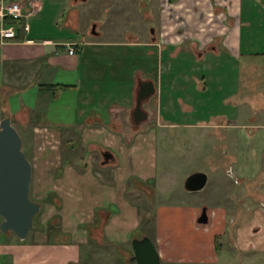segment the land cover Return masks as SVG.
Segmentation results:
<instances>
[{"label":"crops","instance_id":"obj_1","mask_svg":"<svg viewBox=\"0 0 264 264\" xmlns=\"http://www.w3.org/2000/svg\"><path fill=\"white\" fill-rule=\"evenodd\" d=\"M19 1L29 13V29L25 32L18 28L15 40L0 44V66L4 79L7 77L3 81L4 88L10 89L6 104L8 111L20 117L21 125L32 117L34 133L43 131L46 137L51 134L65 141L64 159L56 168L62 186L59 198L54 195L47 201L51 191L41 193V188L47 187V167H52L47 166V144L43 149L32 151L30 193L33 190L36 196L32 200L59 208V216L54 215L48 220L53 232L57 229V221L67 228L61 229V235L49 236L41 222H37L38 227L23 240L12 231L4 233L0 230V264H75L74 260L79 256L84 257L81 245L87 239L98 242L104 236L108 243L116 246L128 240L131 242L133 235L142 232L141 225L150 215H141L137 206L125 199L123 192L129 186H139L138 182L147 183L154 178L155 131L150 124L165 126L162 114L172 112L176 115L179 107L189 114L195 105L211 106L215 91L210 84L216 82V75L220 76L221 82L228 81L236 71L238 76L245 72L249 74V71L264 74V68L245 72L237 65L231 71L225 68L228 63L237 64L240 59L264 58V18L258 20L255 17V13L264 14V0H190L183 8L180 7L181 0H168L173 5L170 11L175 32L172 39L167 40L168 46L160 44L159 36L167 7L163 0H149V3L146 0ZM252 2L257 7L260 5L259 9L253 8ZM181 20L185 22L183 26ZM212 20L216 22L212 24ZM149 22L156 23L157 28L152 33L148 31ZM181 26H193L194 29L190 36L179 40L176 30ZM183 41H191L198 54L191 48L184 49ZM213 42L217 45L207 48ZM67 44H76L73 54H69ZM149 46H158L161 50H148ZM166 51L170 52L172 62L164 61L165 57L169 59L164 54ZM214 53L223 57L222 68L213 66ZM183 60L194 62V65L200 61L208 63L202 69L204 74L200 78L201 85L196 87L197 92L191 89L193 80L188 76L196 71V67L186 66ZM151 63L154 66L151 67ZM147 81L153 83L154 92L141 101L146 118L135 123L133 111L137 92L140 83ZM47 85L56 88L48 89ZM164 85L177 98L170 96L163 101L159 93ZM238 92L237 84L232 91L224 90L219 98L227 102ZM199 93L203 94L201 98ZM176 99L181 102L184 99L188 104L181 106ZM209 114L212 117L211 111ZM226 114L220 126L226 131V143L230 138H236L237 158L224 171L227 176L235 174L239 180L249 179L264 167V110L254 112L249 124L241 121L238 107L230 108ZM130 122L135 123L129 125L130 129L123 125ZM203 122L202 126L215 127L212 121ZM173 125L178 126L177 123ZM133 137L139 139L138 149L128 151L119 146L124 144V139ZM79 138L83 139V148L76 151ZM104 139L115 143V150L110 152L116 162L103 163L102 160L93 165L90 155L105 150L102 147ZM229 153L227 148L223 150L224 155ZM202 207L207 208L206 224L197 222ZM161 215L165 219L160 226ZM183 217L188 233L206 242L209 249L213 242L215 244V236L226 237L227 210L223 204L209 205L200 201L184 208L159 205L154 215L157 229L147 235L155 244L161 262L170 258L165 255L157 235L158 225L166 230L171 221L170 227L179 229ZM231 217L237 220L239 214ZM258 225L260 227H252L249 241L246 237L251 228H236L240 246H234L237 251L264 250V217ZM213 246L222 250L220 245L218 249ZM203 260L201 257L194 259L196 262ZM212 260L218 263L221 254L215 253Z\"/></svg>","mask_w":264,"mask_h":264},{"label":"rangeland","instance_id":"obj_2","mask_svg":"<svg viewBox=\"0 0 264 264\" xmlns=\"http://www.w3.org/2000/svg\"><path fill=\"white\" fill-rule=\"evenodd\" d=\"M163 1L167 7H165L164 11V27L159 36L161 38L160 44L168 46L166 45L168 44L167 40H171L174 35L173 33H175L170 11L173 5L168 0ZM146 2L149 3V0H146ZM188 2H190V0H181L180 7H186ZM254 4L257 5L254 2L251 3L253 8L255 7V9H259L260 5L257 7ZM143 10V6H141L142 13ZM188 10L189 9L186 10L185 14L188 13ZM220 10L221 9L218 11ZM218 11L215 12L216 15L219 13ZM221 12L225 11L221 10ZM255 17L260 20L264 18V14H260L259 12L258 14L255 13ZM215 22L216 21L213 22L212 20L211 23L213 24ZM184 23L183 21L180 22L181 25ZM262 24H264V22ZM182 26L177 27L178 29L176 30V34L178 35L176 37L179 38V40L190 36L193 32L192 29H194L193 26ZM156 28V23L153 22L151 24V22H149L148 31L150 33L156 30ZM181 44L184 49L191 48L196 54H198V51L195 49V46L191 41H183ZM216 45L217 43L213 42L207 48H213ZM218 47L220 46L218 45ZM147 49H153L156 51L161 50L158 46L153 48H150L149 46ZM169 53L170 52L167 53V51L164 52V54H167L165 56L169 57V59H166V57L164 58L165 62H172L173 60L172 57L169 56ZM214 54L215 57L212 59L213 66L217 69L222 68L224 63L223 57H221L219 53ZM148 61L152 60L149 59ZM182 62L186 66L190 64L191 66H194L193 68L196 67V71L188 74V76L193 80V86L191 89H194V91L197 92L198 89H196V87L197 85H201V75L204 74L202 69L208 63L205 64V61H200L194 65V62L191 63L189 60H183ZM236 65L241 68V72H245L247 69H260L264 68V58L253 61L240 59L237 64L228 63L225 68L231 71L237 68ZM150 66H154L153 63H151ZM236 72H234V75L229 76L228 81L220 82L218 80L220 76L216 75L215 85L210 84L215 91V95L210 104L211 106L204 107L202 105L203 103L201 106L195 105L194 111L189 114L183 113L185 110H183L182 107H179L176 115L172 114V112L162 114L165 126L150 124L155 131L154 178L147 183L138 182L139 186L138 184L133 187L129 186L130 188H126L123 192L125 199L137 206L141 215H150L146 218L148 220L146 221V219H144L141 225V231L143 232L141 233H146V235H149L152 231L154 233L157 229L154 215L156 214V209L159 205L167 207L180 206L181 208H184L187 206H195L198 202L203 201L209 205L223 204L225 206V209L227 210V217L225 218L226 237L220 238L219 236L220 239L218 238L222 250L214 249V242L212 248L209 249L206 242H201V239L191 236L188 233L189 230L187 229L188 226L185 217L181 218L178 227L179 229L170 227V224H173L171 221H169L168 229L165 230L161 228L160 226L165 219L164 216L161 215L159 217L160 226L158 225L157 235L162 241L165 255L170 258V260H167L168 262L163 261L162 264H264V250L262 252H259L256 249L237 251V248H235L240 247L237 242L239 236H236V228H251L248 231L249 236L246 237L249 241L252 234V227H260L258 221L264 217V167H262L263 169L257 175L249 179L239 180L237 177L235 178V174L227 176L224 170L226 167L236 162L237 158L235 155L236 138H230L226 143V140L224 139V136L226 137V131L220 126V124H222L221 119L227 115L226 112L230 108L237 109L238 107L239 112L242 114L241 121L245 124L250 123V118L254 115V112L264 110V74L261 72L257 73L249 71V74H246L245 72V74L238 76ZM195 79L197 81H195ZM4 80L6 81L7 77L4 79L2 67L0 66V86H3V92L0 93V119L5 116L11 118L12 125L22 138V151L30 162H34V154H32V151L34 149H43V145L47 144V166L52 167L51 169L47 167V187L41 188V193H45L44 191L46 190L47 193L51 191L56 195V198H59L62 186H60L59 174L58 171L56 172V168L61 160L64 159V148H66L65 141L64 139L51 134H47L46 137V134L43 131L34 133L32 117H30L31 119H29V122L21 125L18 121L19 116L8 111L6 98L8 97L7 95L10 89L6 87L4 88ZM207 83L209 84L208 81ZM237 84L240 87V92H238V94L234 93L231 96V99L227 102H224L222 98H219L220 95H223L224 90L230 89V91H232ZM169 89L170 88L168 87L166 89L164 85L162 93H159V97H163V101L169 99L170 96L173 99L177 98L174 95L175 93H170ZM167 91H169V95H166ZM202 95L203 94L199 93V98H201L200 96ZM176 100L179 101V99ZM178 103L181 106L188 104L184 99L182 102L179 101ZM210 111L212 112V117L209 116ZM203 121H212L215 127L207 128V126H202L204 124ZM174 123H177L178 126H174ZM145 124L146 123H143L142 125L145 126ZM123 125L130 129L129 125L134 126L135 123L130 122ZM257 130L258 129H255V132H257ZM46 141L47 143H45ZM78 141L79 144L75 149L76 151H80L83 148V139L79 138ZM88 141L90 142V140H87V142ZM112 141L113 140L111 139H104L102 147L109 151L111 149L115 150L113 146L115 143ZM123 141L124 144L121 143L119 146H122L125 150L128 149L129 151L132 149L133 151L138 149V144L136 143L139 142V139H136V137L124 139ZM226 148L230 151L229 155L223 154V150ZM49 152L51 153L50 155ZM102 157L103 156L100 152L95 151L90 155V160L93 165L99 164V162L103 160ZM35 161H39V159H36ZM114 162H116L115 158ZM216 170L218 171L216 172ZM195 171L205 172L208 175V182L202 190L195 192L186 191L184 188V180L189 174ZM29 194L31 199L36 197L33 190H31V193ZM40 205L42 211L40 209L41 212L39 211L36 214L34 221L41 222L44 226L43 229L46 228V233L49 236L61 235L63 232L61 229H66V226H61L60 221H57L55 223L58 224V226H56L58 230L56 229V231L53 232L48 224V220L52 216H59V208H57L56 205L45 204L44 202H40ZM154 209L155 214L153 213ZM233 214H235V216L239 214L237 220L232 219L231 215ZM167 221L168 220L165 222L167 223ZM31 231L33 233L34 229L32 228L30 232ZM123 249H125V251H123L126 253L125 255L121 252ZM130 250L132 253L130 240L126 241L125 244L113 246L107 242L104 236L98 242H93L90 241V239H87V241L81 245V253L84 254V257L81 258L79 256L74 262L75 264H134V262H130L132 256V254L129 255L128 253ZM2 253L5 252L2 251ZM215 253L221 254V261L218 263H215L212 260V255H215ZM200 257L204 258V260L197 262L194 261V259H200ZM67 258L70 259L68 255Z\"/></svg>","mask_w":264,"mask_h":264},{"label":"water","instance_id":"obj_3","mask_svg":"<svg viewBox=\"0 0 264 264\" xmlns=\"http://www.w3.org/2000/svg\"><path fill=\"white\" fill-rule=\"evenodd\" d=\"M154 92L151 81L141 82L137 92L136 105L133 111L135 123L146 118L141 109V101ZM114 160L107 150L103 153V163ZM32 165L22 151V138L12 125L9 117L0 122V230L12 231L18 238L24 239L34 225V217L41 205L30 197ZM208 176L203 171H195L184 180L186 191L202 190L207 184ZM200 224L208 223L207 208L202 207L197 218ZM134 264H162L157 248L148 235L131 239Z\"/></svg>","mask_w":264,"mask_h":264},{"label":"built area","instance_id":"obj_4","mask_svg":"<svg viewBox=\"0 0 264 264\" xmlns=\"http://www.w3.org/2000/svg\"><path fill=\"white\" fill-rule=\"evenodd\" d=\"M23 4L19 0H0V44L15 40L18 36V25L16 23H5L4 19L10 17L15 20H21L20 26L23 31H28L29 24L27 18L29 13L23 9ZM69 54H73L76 44H67Z\"/></svg>","mask_w":264,"mask_h":264},{"label":"trees","instance_id":"obj_5","mask_svg":"<svg viewBox=\"0 0 264 264\" xmlns=\"http://www.w3.org/2000/svg\"><path fill=\"white\" fill-rule=\"evenodd\" d=\"M4 21H5V23H7V24H10V23H16L19 27L18 28H21L20 26L22 25V21L21 20H15V19H12V18H10V17H7V18H5L4 19ZM42 87H44L43 85H41ZM45 87H47L48 89H54V88H56V86H54V85H47V86H45ZM54 197V193H52V192H50L48 195H47V201H49V200H52V198ZM35 218V217H34ZM36 227H38V223L36 222V221H34V225H33V228H36ZM144 234H140V233H138V234H135V235H133L132 236V238H134V237H141V236H143ZM131 238V239H132ZM218 238H219V236H215V247L218 249L219 248V241H218Z\"/></svg>","mask_w":264,"mask_h":264},{"label":"flooded vegetation","instance_id":"obj_6","mask_svg":"<svg viewBox=\"0 0 264 264\" xmlns=\"http://www.w3.org/2000/svg\"><path fill=\"white\" fill-rule=\"evenodd\" d=\"M1 92H3V88H2V86H0V93H1ZM5 117H7V116H5ZM5 117H2V118L0 119V122H1V120L4 119ZM8 117H9V116H8ZM9 118H10V117H9ZM10 120H11V118H10ZM106 151H107L106 149H105V150H102V152H101L102 156H103V153L106 152ZM102 158H103V157H102ZM127 264H130V263H127Z\"/></svg>","mask_w":264,"mask_h":264}]
</instances>
